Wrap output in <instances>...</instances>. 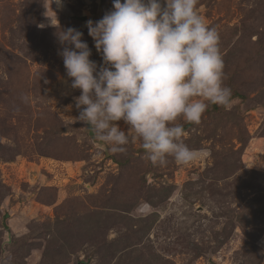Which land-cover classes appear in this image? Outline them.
<instances>
[{
  "label": "rangeland",
  "instance_id": "374dc122",
  "mask_svg": "<svg viewBox=\"0 0 264 264\" xmlns=\"http://www.w3.org/2000/svg\"><path fill=\"white\" fill-rule=\"evenodd\" d=\"M112 8L0 0V264H264V0H198L231 105L178 120L195 159L164 167L76 119L57 32L81 31L99 68L86 22Z\"/></svg>",
  "mask_w": 264,
  "mask_h": 264
},
{
  "label": "clouds",
  "instance_id": "9594fccd",
  "mask_svg": "<svg viewBox=\"0 0 264 264\" xmlns=\"http://www.w3.org/2000/svg\"><path fill=\"white\" fill-rule=\"evenodd\" d=\"M61 7L63 0H51ZM112 10L88 20V35L103 64L90 59L83 33L60 29L66 76L90 135L116 153L140 141L145 158L164 167L186 165L195 153L177 123L199 124L210 105L229 107L219 33L200 15L198 0H112ZM26 100V97L24 98ZM123 121L127 130L116 122Z\"/></svg>",
  "mask_w": 264,
  "mask_h": 264
},
{
  "label": "water",
  "instance_id": "95a60500",
  "mask_svg": "<svg viewBox=\"0 0 264 264\" xmlns=\"http://www.w3.org/2000/svg\"><path fill=\"white\" fill-rule=\"evenodd\" d=\"M78 18H81L82 20H84L86 17L85 16H80Z\"/></svg>",
  "mask_w": 264,
  "mask_h": 264
},
{
  "label": "trees",
  "instance_id": "16d2710c",
  "mask_svg": "<svg viewBox=\"0 0 264 264\" xmlns=\"http://www.w3.org/2000/svg\"><path fill=\"white\" fill-rule=\"evenodd\" d=\"M8 217V214L6 213L5 215H4V218H7Z\"/></svg>",
  "mask_w": 264,
  "mask_h": 264
}]
</instances>
